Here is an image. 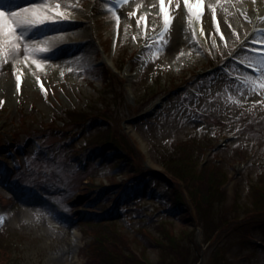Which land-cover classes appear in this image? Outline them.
<instances>
[{"label": "rangeland", "instance_id": "rangeland-1", "mask_svg": "<svg viewBox=\"0 0 264 264\" xmlns=\"http://www.w3.org/2000/svg\"><path fill=\"white\" fill-rule=\"evenodd\" d=\"M188 2L60 0L86 42L0 65V264H264V0Z\"/></svg>", "mask_w": 264, "mask_h": 264}, {"label": "snow or ice", "instance_id": "snow-or-ice-1", "mask_svg": "<svg viewBox=\"0 0 264 264\" xmlns=\"http://www.w3.org/2000/svg\"><path fill=\"white\" fill-rule=\"evenodd\" d=\"M184 5L190 17L194 16L195 19H200L199 12H193L196 4H190L188 0H184ZM59 6L60 0H38V2L28 7L12 11L10 15L6 13L4 8H0V65L9 61L15 62L22 56L25 61L30 59L32 64L40 67L41 61L36 59V56L38 53L49 50L46 47H41V44L45 41L25 42L24 34L18 33L17 29L25 28L27 30L49 22L66 21L68 19L67 15L56 11ZM161 11L164 13V31H167L170 28L171 17L163 6V0H161ZM6 15H8V18H5ZM137 23H139V20ZM261 63L264 64V60ZM20 79V75H16L17 89L20 87ZM37 80H39V77H37ZM250 85L253 88L257 87L255 81H250ZM259 87L264 88V77H261ZM41 88L43 90V85H41Z\"/></svg>", "mask_w": 264, "mask_h": 264}, {"label": "bare ground", "instance_id": "bare-ground-1", "mask_svg": "<svg viewBox=\"0 0 264 264\" xmlns=\"http://www.w3.org/2000/svg\"><path fill=\"white\" fill-rule=\"evenodd\" d=\"M38 2V0H0V8H4L6 10V13L8 15L11 14L12 11H16L18 9H22L24 7H28L34 3ZM212 4H215L214 0H212ZM170 10V7L167 8V11ZM8 15H6L5 18H8ZM87 23L86 20H80L78 22H73L70 20H66V21H58L55 23L49 22V23H45L43 25H39L36 26L34 28L31 29H25V28H18L17 32L18 33H22L25 36V42H30V41H35L33 38L36 37H41L39 38V40L41 41H46L47 39H49L50 37L48 36H42V33H45L47 31H55L57 33L59 32H64L63 34L65 35H80L81 39L80 40H76V41H69L66 43H59L60 45H62L59 49H55V50H48L46 52H41L38 53L37 56L39 59H46L49 60L50 58L54 57V55L56 56L58 53L62 54V53H70L74 50L76 47H78L79 45L83 44L86 42L85 40V33L79 32L78 30L80 28L83 27V25H85ZM39 41V42H40ZM264 46V42H260L259 43V47L263 48ZM77 49H75L76 51Z\"/></svg>", "mask_w": 264, "mask_h": 264}, {"label": "trees", "instance_id": "trees-1", "mask_svg": "<svg viewBox=\"0 0 264 264\" xmlns=\"http://www.w3.org/2000/svg\"><path fill=\"white\" fill-rule=\"evenodd\" d=\"M94 70H98V75L101 77V83L102 85H107L109 82H111L115 77H118L117 73L113 71V69H111L107 64L105 63H102L101 65H98V66H95L94 67ZM99 76H96V80H100ZM104 79V80H103ZM82 115V113H80ZM106 143H104V145H106L107 143H112V141L110 139H107V141H105ZM102 146V144H101ZM214 148V145L210 148V149H213ZM129 157V159L126 158V156H124V158H122L121 160H119V165L117 166V168L119 170H122V166L124 165V162H131V156L129 154H127ZM123 160V161H122ZM209 164V163H208ZM206 163L205 167H207L208 165ZM131 172L133 171H138V168L136 167V165L131 162ZM205 171V169L203 168V170ZM139 172V171H138ZM199 171H197L198 173ZM196 173V174H197ZM207 180H208V183H209V187H213L214 186V189L217 190L218 189V186H215L214 184L216 183H219L221 182L223 179H225V172L221 170V166H217L216 169L214 171H210L207 175ZM120 185V183H118ZM121 184H124V183H121ZM117 185V184H116ZM141 186L138 187L137 190H141ZM215 190H214V193H215ZM177 191V189H176ZM222 191V189H221ZM221 193V192H220ZM174 200H175V205H184V202L182 200V196L180 194V192H176V195L174 196ZM170 204H172V201H170ZM256 205H264V194L263 193H260L258 198H257V201H256ZM258 221H261L259 218H257V220H254V223L255 222H258ZM161 222V221H160ZM159 222V223H160ZM256 225V227H258L260 230H262V232L264 233V222L262 221L260 225H257V224H254ZM117 231H113L112 234H115ZM96 236V239L98 240V242H100V240H103L104 237H107V236H104V235H101V234H97L95 235ZM108 238V237H107ZM255 244V243H254ZM136 260V259H135Z\"/></svg>", "mask_w": 264, "mask_h": 264}]
</instances>
